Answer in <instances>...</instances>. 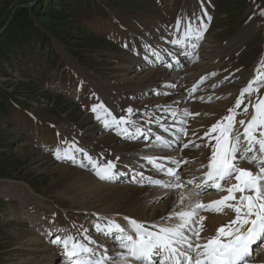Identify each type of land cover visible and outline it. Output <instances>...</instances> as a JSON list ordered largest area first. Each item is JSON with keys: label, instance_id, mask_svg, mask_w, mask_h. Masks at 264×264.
I'll use <instances>...</instances> for the list:
<instances>
[{"label": "rangeland", "instance_id": "1", "mask_svg": "<svg viewBox=\"0 0 264 264\" xmlns=\"http://www.w3.org/2000/svg\"><path fill=\"white\" fill-rule=\"evenodd\" d=\"M96 1L113 19L108 27L102 22V27L98 28L103 29L101 36L94 35L95 25L87 30L76 27L71 14H67L54 0H0V55L4 51L1 42L3 30L12 25L8 35L12 43L15 32H24L17 36L23 40L24 51L19 49L16 55L7 58L6 55L0 56V88L11 95L12 104L17 108V112L9 117H0V264H61V246L50 242L51 247L44 254L40 251L42 241L31 245L30 241L37 235L51 241L57 236L73 235L83 241L80 233L88 229L86 234L98 245L103 244L109 249L115 245L93 227L96 223L104 224V219L93 212L96 211L95 204L87 205L91 208H79L78 204H73L77 198L68 190V182L74 173L94 174L83 152L69 153L76 157L77 163L57 159L54 153L59 149L63 155V150L74 144L102 164L101 139L116 134L101 122V119L110 117L103 110L98 109L94 113L91 110L93 105L103 104L115 117L114 107L107 104L105 95L114 94L127 105L143 101L150 90L120 85L133 78V74L135 77L136 59L153 58L154 53L162 56L164 47L168 48L170 41L179 37L183 26L181 30L176 29L178 18L182 21L186 18V23L195 21L197 26L201 21L207 25L202 38L186 42L184 48L189 50V44L195 43L200 53L212 56L211 63L207 65L210 67L208 78L210 81L222 80L217 88L228 90L221 100L225 103L239 95L250 78L252 67L264 52V15H261L264 0ZM204 12L208 13L210 20ZM27 15H32L43 35L52 41L50 48L38 43L42 36L33 38L35 31L26 25L31 24L26 21ZM204 45L207 50L203 51ZM24 61L33 66L31 71L23 69ZM44 64H50V67ZM154 65L166 71L159 63ZM213 73L215 75H211ZM258 95L264 96V88L252 97L246 96L245 103ZM216 102L218 98L212 101L213 104ZM7 105L9 103L5 102L3 107ZM242 109L243 105L237 109V121H247L252 114L250 107L247 113ZM140 139L143 140V135L136 142L140 143ZM108 158L119 163L122 155L111 152ZM80 163L87 167H81ZM55 165L66 167L73 173L65 171L62 175V170L52 169ZM186 167L193 168L189 161H184L178 171ZM233 181L225 184L230 185ZM191 186L186 183L176 193ZM27 191L31 192V197L26 196L29 194ZM223 193L207 190L197 196L207 201L213 196H223ZM34 207H40L43 215L54 220L47 231L41 228L37 212L26 214L27 208ZM151 210L148 209L147 213L150 214ZM254 258L255 254L248 264H254Z\"/></svg>", "mask_w": 264, "mask_h": 264}, {"label": "snow or ice", "instance_id": "2", "mask_svg": "<svg viewBox=\"0 0 264 264\" xmlns=\"http://www.w3.org/2000/svg\"><path fill=\"white\" fill-rule=\"evenodd\" d=\"M201 9L203 11V4ZM204 15L211 19L207 12H204ZM261 15H264V10H261ZM182 26L183 30L179 37H174L170 41L171 44L183 46L193 39L199 40L207 28L203 21L197 26L195 21L186 23V18L185 21L178 18L176 29L181 30ZM189 47L194 49L197 44L190 43ZM154 54L158 55V53ZM254 73L247 84L240 89L234 105L228 109V114L213 123L200 137L202 140L205 137L208 138V143L203 146L210 148L211 154L207 158V164H201V168L206 171L199 178L195 194L202 195L209 188L227 194L208 203L195 201L189 209L174 210L168 216L161 217V221H177L172 224H145L130 217L124 218L127 221V227L113 220H109L107 224H94L93 227L98 234L114 242L115 249L112 250L103 244L98 245L96 240L86 234L88 229L80 233L86 243L73 235L57 236L51 243L61 246L66 264H133V262L136 264H248L249 259L254 255L253 246L264 247V96L258 95L248 103H245V97H252L254 93H259L260 89L264 88V57L258 62ZM203 79L202 77L201 82ZM195 91L194 85L190 89V94ZM208 99L212 98L208 97ZM241 105H243V113H247L249 107L252 109V114L247 121L236 120L237 109H240ZM98 109L103 110L106 116L110 117V119H101L97 116L104 127L116 126L119 129L118 134L128 139L143 135L140 127H136L134 133H130L127 127H121L134 125L135 122L130 119L134 112L132 108L126 110L127 116L119 118L112 116L103 104L93 105L91 110L95 113ZM164 111L170 112L173 117L177 115L169 108H165ZM183 115L187 117L199 115V113L193 114L185 110ZM161 119L163 118L157 117L155 122L159 123ZM148 122L152 121H146ZM186 122V120L179 121L181 124ZM160 126L164 132L174 136L175 141L181 139L179 134H188L183 127L176 128L175 133H172L171 125L161 124ZM144 138L147 139V136ZM155 140L158 143L154 146L163 148H169L175 142L159 135L155 137ZM213 140L215 143H211ZM192 143L189 141L183 144V147L188 148ZM195 147L199 148L201 145L196 144ZM72 151L83 152L84 159L88 161L99 179L112 180L120 175L114 171L115 161L98 164L87 152L74 144L64 149L63 155L60 154L59 149L54 155L57 159L72 160L73 163H77L76 157L69 154ZM143 159L158 173L163 172L173 178L169 182L147 178L148 183L170 190L185 187L176 171L180 162L175 158L165 157V159H171V162L176 165L175 168H165L163 164H158L156 157L145 156ZM241 161L247 162L252 167H240ZM80 166L87 167L83 163H80ZM137 175L143 174L137 173ZM196 179L194 177L186 183L193 184ZM229 180H234L235 183L225 188L224 184ZM140 182L143 183L144 180ZM189 195V193H181L177 203H183ZM225 209H230L234 213L233 218L227 224L218 227L215 235L203 239L201 232L204 230L206 217L200 215V211L224 214Z\"/></svg>", "mask_w": 264, "mask_h": 264}, {"label": "bare ground", "instance_id": "3", "mask_svg": "<svg viewBox=\"0 0 264 264\" xmlns=\"http://www.w3.org/2000/svg\"><path fill=\"white\" fill-rule=\"evenodd\" d=\"M204 50H207L206 46L203 47V51ZM188 53H191V55H188ZM161 55L162 56L155 55L153 58L147 57L145 60L136 59L135 65L137 72L135 77L132 73L133 75L131 77L133 78H129L124 85H120V87L145 88L146 90H150L146 96L144 95L145 98L141 103L135 104L130 102V105H127L125 101L120 100L114 94H109V96L105 95L107 104L114 107L115 117L127 116L126 110L128 108L134 110L130 117V119L135 122L134 125H122L121 127H127L130 133H134L135 128L140 127L143 136H147V139L143 138L142 142L138 144L136 141L139 137L128 139L118 134L119 129L116 126L111 127V130H114L116 135L113 137H111L112 135H107L109 142L105 138L101 139L103 142L101 144V152L103 153L100 162L107 163L110 161L108 155L111 152L122 155V159L119 161L120 164L117 160L115 161L116 168L114 170L120 173V175H117L112 180H101L95 174L93 175L96 177L90 174L74 173L73 176L70 177L71 180L68 182V190L70 189L74 198H77L76 202L73 204H78L79 208L95 204L94 210L96 211L93 212H95L99 218L104 219V224H107L109 220H113L119 224L121 223V226L127 227V221L124 219L125 217L133 218L145 224H172L177 221H161V217L168 216V214L174 210L189 209L195 201L208 203V200H217L221 197L213 196V199L205 198L207 201H204V198L202 199L200 196H197L195 194L196 190L192 189L196 188V185L199 183V178L202 176V173L206 171V169L201 168V164H207V158L211 154V149L203 146L205 143H208V138L205 137L202 140L200 137L203 136V133L207 131L213 123L228 114V109L234 105L236 96L231 98L227 103L221 101L222 97H226L228 90L225 89L227 91H224L217 88L222 80H209L207 70H209L210 67L207 65L211 63L212 56H206L200 53L198 46L194 49L190 48L186 50L184 45L176 46L170 44L168 48L164 47V53ZM263 56L264 52L252 67L249 79L255 74L254 69ZM155 63L162 65L166 71H163L160 66L154 67ZM141 73L144 74L140 75ZM202 77L204 79L201 82ZM194 85L196 86V91L190 94V89H192ZM213 85H216V87H213ZM201 97L203 99H200ZM208 97L212 99L209 100ZM215 98H218V102L213 104L212 101ZM165 108L175 111L177 113L176 117H173L170 112H165ZM185 110L193 114L200 112V115L204 116L200 117L199 115L195 117V115H193L184 117L183 112ZM157 117H162L163 119L157 123L155 122ZM182 119H185L187 122L183 124L179 123ZM150 120L152 122L146 123V121ZM161 124L164 126L171 125L170 132L172 133H175L176 128L183 127L187 130L188 134H179L181 135V139L175 141L174 136L172 137L169 133L162 130ZM149 129H151V131H149ZM157 135L175 142L169 148L154 146L158 143L155 140ZM189 141L193 143L190 144L188 148H184L183 144ZM211 143H215V141L213 140ZM196 144H200L201 147H195ZM145 156L156 157L157 163L163 164L165 168L176 167V165L171 162V159H165V157L175 158L180 164L184 161H189L193 168L190 169L186 167L181 172L178 171L179 168H176V171L181 178V182L184 184L192 177L197 179L189 189L183 191L179 190L178 193H176L178 189L170 190L165 187L152 185L147 182V178L160 179L165 182L172 181L173 178L165 175L163 172L158 173L151 164L143 159ZM239 166L245 168L252 167L245 161H241ZM65 168L66 167L55 165L52 169L58 172L62 170V175L65 174V171L68 172V174L69 172L73 173L72 170ZM137 173H142L143 175L139 176ZM141 180H144V182L141 183ZM232 183H235V181ZM225 185L226 184H224V187L226 188L229 186V184ZM27 192L29 194H26V196L28 195L31 197V192ZM181 193H189L190 195L183 203H177ZM206 194H209V192H206ZM226 194L227 193L224 192L223 196ZM92 198H94V200ZM89 199H92V201L90 202ZM88 201L90 204L87 203ZM91 206H87L86 209L91 208ZM150 208L152 210L150 214H148L147 210ZM40 209V207H34L33 209L27 208L26 214L30 212L34 214L37 212L36 217L41 219V228L47 231L48 226L52 225L54 220L43 215V212L39 211ZM199 214L206 217L204 221L203 239L215 235L216 229L224 222L228 221L230 217L234 216V213L230 209H225L224 214L203 210H201ZM39 236L37 235L36 238L33 236L34 238H32L33 240L30 242L32 246H35V244L42 241L40 251L45 254L49 250V247H51V240L48 237L41 239ZM257 247L254 250V264H264V247ZM112 249H115V245L110 250ZM64 259L66 258L63 257V260ZM133 264H136V262H133Z\"/></svg>", "mask_w": 264, "mask_h": 264}, {"label": "trees", "instance_id": "4", "mask_svg": "<svg viewBox=\"0 0 264 264\" xmlns=\"http://www.w3.org/2000/svg\"><path fill=\"white\" fill-rule=\"evenodd\" d=\"M54 2L59 3V7H63L64 11H66L67 14H71V18L74 21L76 27L81 28L82 30H87L88 28H90V26L95 25L97 29L96 31H94L95 33L94 35H97V36L102 35L103 29L101 30L98 29L102 27V22L105 24L104 25L105 27H108L109 26L108 23L113 21L109 12L104 10L103 8H100V5L98 4L96 0H54ZM41 12L43 13L44 9ZM31 16L32 15L26 16V21L28 20V22L29 21L31 22L30 25L29 24H26V25L28 26L29 30H31L32 32L33 30L35 31L33 38L37 36H42L39 39L40 41H38V43L43 45V47L44 45H46V47L50 48L52 46V41L47 36L43 35V32L40 30L39 26L33 21ZM15 21L16 19L12 20V24ZM26 25H21V26L25 27ZM9 27H12V25H9ZM9 27L7 28L6 31L3 30L4 33L1 35L3 36L1 42L4 44V47H3L4 51L0 55L1 58H3V56L5 55H6V58L16 55L19 49L24 51V46L21 44L23 40L21 41V39L17 38V36L20 35V32L22 33L24 32L22 30H20V32L18 31V33L15 32L13 34L14 36L12 37L14 39L12 41L14 42L12 43L11 39L8 37V35H10L9 33L12 30V28H10L9 30ZM1 64L2 62L0 61V65ZM29 64L30 63H25L24 61L23 69L26 71L29 69L31 71V69H33L32 68L33 66ZM45 66L50 67V64H46ZM10 97L11 95H9L5 90L0 88V117L1 118L3 116L9 117L11 114H14L15 112H17V108H14L16 104H12L14 101ZM5 102H8L9 105H7V107L4 108L3 104ZM12 108L14 109V111H10V110H13Z\"/></svg>", "mask_w": 264, "mask_h": 264}]
</instances>
